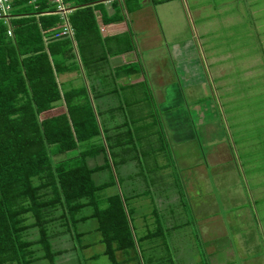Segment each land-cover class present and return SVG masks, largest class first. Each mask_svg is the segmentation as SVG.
<instances>
[{"label":"rangeland","instance_id":"rangeland-1","mask_svg":"<svg viewBox=\"0 0 264 264\" xmlns=\"http://www.w3.org/2000/svg\"><path fill=\"white\" fill-rule=\"evenodd\" d=\"M180 2L184 6L188 24L182 43H191L189 48L192 54V75L194 78L204 79V83L200 85L202 91H199L176 81L183 98L181 105L179 104L182 106L179 107L182 113L176 110V117L187 119L183 111L188 110L187 106L190 105L205 107L202 109L207 117L201 115L203 121L190 122V116L195 120L198 113L197 110L188 111L190 120H187L193 137L188 135L182 142L175 143L163 133V140L157 145L162 150L160 153V150L152 149L154 143L159 142L153 133L154 135L151 134L137 144V158L129 159L122 165H113L110 158L108 145L115 141L118 133L112 127L113 120L105 118V125H109L107 133L110 140L104 137L103 132L99 135L96 143L101 142L105 151L87 157V164L90 167L102 164L107 157L110 167L94 171L93 179L100 183L109 180L112 174L115 183L104 188L103 193L118 191L127 206L134 208V213L131 214L132 223L136 237L143 238V253L140 251L142 256L140 258L138 253L136 259L133 250L128 255L117 250L116 255L122 261L121 264H173V255L177 251H183L193 259L199 258V264H210V255L207 253L209 242L220 249L229 244L232 248L229 258L234 259L235 264H247V258L258 259L264 256V0ZM147 5L152 3L148 2ZM195 26L205 30L202 44L197 41L199 46L193 45ZM178 45H173L168 40L163 42L162 55L169 57ZM152 47V44H144L140 48L142 61L148 59V48ZM168 48L170 49L167 53ZM210 51L220 59L218 63L209 65V69L217 70L213 71L215 76H211L208 69V80L205 61L211 56ZM201 56L203 64H199ZM161 65L158 66V72L166 74L168 70L163 69L164 64ZM148 72L151 81L150 75L153 71L148 69ZM71 75L72 73L67 77H72ZM71 85L68 83L67 87L71 88ZM84 88L91 100L87 85ZM148 89L154 94V86L150 84L135 88L134 92L142 91L144 97L149 94ZM205 93L209 94L202 95V98L197 97L198 94ZM110 105H113L111 101ZM177 106L174 108L177 109ZM65 110L63 100H59L54 107L42 112L40 116H50ZM109 112L120 118L117 110ZM162 114L161 110L154 113L156 129H161L159 122ZM123 118L126 119V115ZM175 122L182 127L181 120ZM163 126L167 132L164 122ZM129 128L137 133L133 125ZM210 135L212 136L209 138ZM161 143L164 144V149H161ZM119 147L114 146L113 149L118 150ZM66 156L67 153L53 156V160ZM205 157L207 159H203ZM200 161H203L202 164ZM91 212L92 207L85 206L77 216L89 215ZM55 213L58 215L61 209H56ZM94 221L93 217L80 224V229L86 233L81 240L94 237L91 234L96 225ZM67 222L70 224L71 220L67 218ZM158 225L161 226V233L151 236L150 233L155 232ZM48 230L66 231V225L62 218H57L48 225ZM69 232L72 233L71 227ZM69 232L52 239L53 249L68 247L69 253L66 252L64 257L74 264H109V258L105 254L86 260L87 249L85 251L80 246L81 241L74 238L75 235L72 238ZM251 233L258 242L252 251L245 249L246 244H250V240L247 242L245 239L248 235L251 238ZM36 235L37 231L33 228L24 232L27 239H34ZM39 247L33 245V249H37L35 255H41ZM98 247L102 245L93 246L92 249L95 251ZM57 254L54 257L56 256V262L59 263L61 258ZM129 256L134 258L128 260ZM31 264L52 263L47 258H42Z\"/></svg>","mask_w":264,"mask_h":264},{"label":"trees","instance_id":"trees-1","mask_svg":"<svg viewBox=\"0 0 264 264\" xmlns=\"http://www.w3.org/2000/svg\"><path fill=\"white\" fill-rule=\"evenodd\" d=\"M38 1L44 6V0ZM64 1L77 6L69 13V20L80 58L89 72L90 63L96 65L107 59L106 50L98 53L96 47L97 43L103 46L94 13L101 4H92L96 0ZM123 3L128 10L140 6L139 0ZM59 21L57 13L15 18L13 36L0 22V264H29L38 258L54 264V255L59 251L53 249L52 239L75 228L76 222L85 218L77 216L85 206L92 207L91 216L98 221L97 229L112 264H119L115 252L128 254L140 239L130 225L133 208L127 206L120 193H103L115 183L112 174L100 183L93 179L94 171L110 167L107 157L102 164H87V157L105 151L101 142L96 143L99 135L103 132L109 140L110 135L96 116L85 88H68L58 79L59 74L77 68L74 61L66 63L75 56L72 39L54 38ZM59 100H63L65 111L40 116ZM129 121L136 119L130 117L122 124ZM126 128L117 132L115 141L108 145L114 165L125 162L142 138L135 127L136 134L129 126ZM114 146L120 148L114 150ZM63 153L67 156L53 160V156ZM58 208L61 213L56 215ZM57 218H62L66 231L48 230ZM29 228L37 231L34 239L24 237ZM160 229L158 225L150 235L158 236ZM34 244L40 246L41 255H35Z\"/></svg>","mask_w":264,"mask_h":264},{"label":"crops","instance_id":"crops-1","mask_svg":"<svg viewBox=\"0 0 264 264\" xmlns=\"http://www.w3.org/2000/svg\"><path fill=\"white\" fill-rule=\"evenodd\" d=\"M97 2L101 4V7H96L94 13L97 21V32L101 36L103 46L102 48H100V43H97L96 47L99 48L98 53H100V51H102L103 49L106 50L107 59L104 60L105 62L102 63L101 61V63H98L96 65L90 63L89 72H87L80 58L76 41L73 40L72 43L75 56L71 59H67L66 63L74 61L77 68H72V70L70 71L59 74L58 79L60 81H63L62 84L71 83L73 85L74 83V86L78 84V86L80 87H84V85H87V89L91 99L90 101L95 110L96 116L100 120L102 119L101 121H103V126H106L108 130L109 125H105V118L113 120L112 127L115 129L114 132L119 133L121 132V130H125L126 126L133 125V127H135V129L138 130V133L142 136L140 140L141 143L144 138L154 133L156 135V139L159 140V142L154 143V146L152 148L155 149V151L156 149L160 150V146L157 147V145L158 143H160V139L163 140V133H166L168 135V138L170 140H174L175 143L182 142V139H185V137H188V135L192 136L193 133L191 128L189 127V121L187 119L190 120L191 118L190 122H196L198 120L199 122L203 121L201 120L200 116L202 115L204 118L207 117V114H204V109H202L205 107H196V105H190V107L187 106L189 109H184L183 111L187 119L184 116L183 117L185 119L183 120L182 117H176V110H178L179 113H182L179 109L182 108V106L180 105L183 99L180 96L181 88L180 86H178V83L176 84V81L179 80L180 85H182L181 83L183 82L184 86L192 88L194 87L193 89H199V91H202L200 85H203L204 79H197L192 75L193 68L192 65H190L192 62V54H190L191 49L189 48L192 45L189 42H186L185 44L182 43L183 33L188 29V24L185 9L184 6L182 7L180 0H168L159 3H154L152 0H139L140 6L132 10H128L127 7H125V4L123 3L124 0H115V2H113L112 0H96L95 3ZM148 2L152 3V5H147ZM109 17L111 19H107ZM204 31L205 30L199 29L198 26H195L196 34H194V46H199L200 43L202 44V39H204L202 37L204 35ZM167 40L173 45L179 44L178 46L174 47L173 52L170 53L169 57L162 55V44ZM197 41H199V44L197 43ZM144 44H152L153 47L148 48V51H150L148 59H143L142 61L140 48ZM169 49L170 48L167 49V53ZM210 53L211 56L207 58V61L204 60L207 64L206 78L208 80L209 78L207 72L209 69V65L218 63L220 59L216 57L212 53V51H210ZM200 58L201 63L199 64H203L202 56ZM161 64L165 65H163V69L168 70L166 74L162 73V69H160L162 74L158 72V66H162ZM148 69H151L153 71V73L150 75L151 81L147 75L149 73ZM215 69L216 68H214L213 70L209 69L211 76H215L213 74V71ZM169 70H171V72H169ZM145 71L147 73H145ZM71 73L72 77H67L68 74ZM149 84L154 86V94L149 89V94L144 97H142V91L140 93L134 92L135 88L147 87ZM188 91L190 92V94H193L190 89H188ZM206 94L209 93L198 94L197 97H201L202 95ZM110 101L113 105H110ZM176 102L178 103L173 105ZM175 106H177L178 108L175 109ZM114 110L118 111L117 115L120 116L119 119L116 118V116L109 114V111ZM160 110L163 112L162 116H160L161 122H159L161 129H156L154 113H157V111ZM191 110H197L198 118L195 117V120H193L191 116L190 118L188 116V111ZM124 115H126V119L123 118ZM130 117L135 118L136 121H129L130 123L128 122L127 124H122ZM176 120H181L182 127L176 124ZM163 122L165 123L167 132L164 130ZM211 136L212 135H210L209 138ZM140 142L136 143V148L137 144H139ZM175 143L173 144L174 149L176 148ZM135 150H132V154L131 152L127 154L128 158L126 161H128L129 159L137 158V156H134ZM203 159L207 158L205 157ZM203 161H200L199 163L202 164ZM123 163H120V165H122ZM82 216L85 218L76 222L75 228H72V233L69 232V234L72 235V238L73 235H75L74 238H76L78 241H81L80 246L83 247L84 250L87 249V251L85 250L86 260H93L94 258H97L99 254H105L109 258V264H112L111 258L105 252V244L101 241V233L97 229L98 221L95 217L94 223L96 225L95 229L91 233L94 235V237H91L89 240H85V238L81 240V238H83L84 234L86 233H84V230L80 229V224L86 222L90 218H93L91 214L80 215V217ZM129 220L131 228L134 232L135 226L132 223V217L129 216ZM242 226L244 227V229H247L245 225ZM246 233L248 232L246 231ZM61 234L66 233H60V236H62ZM237 236L239 237V234ZM252 236L253 235L251 233V238L248 235V237L245 239L247 242H249L250 240V244H246L245 246L246 250H254L258 243L253 239ZM242 237H240L241 242ZM138 240L139 241L136 244V249H131L133 250L135 254L134 257L136 259L138 258V253L140 258L142 256L140 251H142L141 241L143 240V238H140ZM99 244H101L102 247H98L94 251L92 247L99 246ZM209 246L210 247H208L207 253L208 255H210V264H235L234 259L229 258V255L232 252V248L231 246H229V244L226 245L224 249L218 248V246L216 244L213 245L212 242H209ZM55 250L59 251L58 253L60 255L61 261L57 263L55 256L54 264H74L73 261H68V259L64 257V254L66 252L67 254L69 253L68 247H59ZM135 250L137 251V253H135ZM221 253H224L225 255H221ZM70 255L72 256L71 253ZM115 258L118 260L116 252ZM130 258L132 257L129 256L128 260ZM39 259L42 258H38L34 261H38ZM246 260L248 261L247 264H264L263 255L258 259L252 257L249 259L247 258ZM34 261L30 262L29 264L33 263ZM189 262H191V264H199L200 261L199 258L193 259L187 256V254L183 253V251H177L176 255H173V264H188ZM121 263L122 261H119V264Z\"/></svg>","mask_w":264,"mask_h":264},{"label":"built area","instance_id":"built-area-1","mask_svg":"<svg viewBox=\"0 0 264 264\" xmlns=\"http://www.w3.org/2000/svg\"><path fill=\"white\" fill-rule=\"evenodd\" d=\"M37 0H0V21L6 24V32L9 36H13L15 18L27 17L31 14L35 16L49 13H57L60 16V21L55 26L54 38L57 37H74V27L70 23L69 13L72 8L68 7L64 0H45L46 4L41 7ZM27 6H33V11H30ZM54 29V28H53ZM45 32V31H44ZM53 34V32H52Z\"/></svg>","mask_w":264,"mask_h":264},{"label":"clouds","instance_id":"clouds-1","mask_svg":"<svg viewBox=\"0 0 264 264\" xmlns=\"http://www.w3.org/2000/svg\"><path fill=\"white\" fill-rule=\"evenodd\" d=\"M36 2H39L38 0L36 1ZM65 2V1H64ZM96 2V1H95ZM95 2H93V3H95ZM46 4V2H45V0H44V5ZM65 4L68 6V7H71L72 8V10L75 8V7H77V6H75V5H72V4H70V3H66L65 2ZM41 7L43 8V6L41 5ZM28 9L30 10V11H33V6H30V7H28ZM74 34H75V30H74ZM74 40V37H73V39H72V41Z\"/></svg>","mask_w":264,"mask_h":264}]
</instances>
